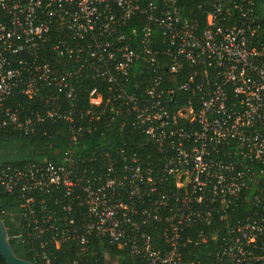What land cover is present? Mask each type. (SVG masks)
Instances as JSON below:
<instances>
[{"label":"built area","instance_id":"built-area-1","mask_svg":"<svg viewBox=\"0 0 264 264\" xmlns=\"http://www.w3.org/2000/svg\"><path fill=\"white\" fill-rule=\"evenodd\" d=\"M60 125L57 160L0 170L7 230L43 264L65 246L108 264L106 242L143 264H264L259 0H0V131ZM111 127L130 138L89 150Z\"/></svg>","mask_w":264,"mask_h":264},{"label":"trees","instance_id":"trees-1","mask_svg":"<svg viewBox=\"0 0 264 264\" xmlns=\"http://www.w3.org/2000/svg\"><path fill=\"white\" fill-rule=\"evenodd\" d=\"M260 11H264V0H259ZM69 133L64 125L55 127L50 131L49 136L44 132H37L34 135H25L15 131H0V170L6 166L20 167L26 163L34 160H39L43 157H48L52 160H57L56 152H63L69 142ZM86 138H90L86 141V145L89 150L93 148H101L104 143L107 147L111 146L110 142L100 143L97 138H130L129 134L118 130L117 127L98 129L92 134H89ZM19 201L17 196L1 195L0 196V215L3 218L7 228L10 227V220L8 215L2 213V209H6L11 213H18ZM247 211L244 207L234 216V221L243 216ZM10 243L17 256L35 262L36 264H43L40 258L34 256L31 252V244L28 241H20L15 239L14 232L8 230ZM50 250L53 246L49 245ZM211 246H201L193 251L189 256L190 259L200 260L210 257L209 251ZM105 249L107 257L112 260L115 259L117 264H143L141 260L131 255L127 250L119 249L117 246L109 243L101 245L99 252L102 253ZM55 256L57 264H69L70 261L76 259L75 255L69 253L68 247H62ZM89 260V261H87ZM94 258H79V264H95ZM104 257H100V261L103 262ZM0 263L7 264L5 259L0 253Z\"/></svg>","mask_w":264,"mask_h":264},{"label":"water","instance_id":"water-1","mask_svg":"<svg viewBox=\"0 0 264 264\" xmlns=\"http://www.w3.org/2000/svg\"><path fill=\"white\" fill-rule=\"evenodd\" d=\"M0 253L7 264H36L16 255L10 243V237L3 218L0 215Z\"/></svg>","mask_w":264,"mask_h":264},{"label":"rangeland","instance_id":"rangeland-1","mask_svg":"<svg viewBox=\"0 0 264 264\" xmlns=\"http://www.w3.org/2000/svg\"><path fill=\"white\" fill-rule=\"evenodd\" d=\"M107 263L108 264H117V262L115 261V259H111L110 257H107Z\"/></svg>","mask_w":264,"mask_h":264}]
</instances>
